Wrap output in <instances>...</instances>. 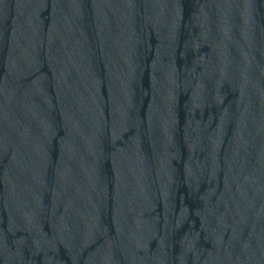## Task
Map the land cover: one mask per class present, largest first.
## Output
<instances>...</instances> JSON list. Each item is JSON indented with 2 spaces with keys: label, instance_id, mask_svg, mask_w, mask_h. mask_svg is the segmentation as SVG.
Returning <instances> with one entry per match:
<instances>
[{
  "label": "water",
  "instance_id": "obj_1",
  "mask_svg": "<svg viewBox=\"0 0 264 264\" xmlns=\"http://www.w3.org/2000/svg\"><path fill=\"white\" fill-rule=\"evenodd\" d=\"M0 264H264V0H0Z\"/></svg>",
  "mask_w": 264,
  "mask_h": 264
}]
</instances>
